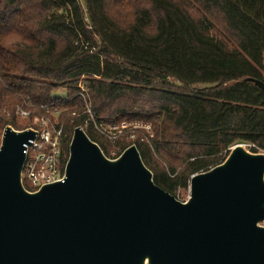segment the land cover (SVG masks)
<instances>
[{
  "label": "trees",
  "instance_id": "obj_1",
  "mask_svg": "<svg viewBox=\"0 0 264 264\" xmlns=\"http://www.w3.org/2000/svg\"><path fill=\"white\" fill-rule=\"evenodd\" d=\"M256 80L264 0H0L1 128L57 110L65 157L75 127L109 158L134 144L175 198L233 145L264 152ZM121 122L111 143L103 128Z\"/></svg>",
  "mask_w": 264,
  "mask_h": 264
},
{
  "label": "water",
  "instance_id": "obj_2",
  "mask_svg": "<svg viewBox=\"0 0 264 264\" xmlns=\"http://www.w3.org/2000/svg\"><path fill=\"white\" fill-rule=\"evenodd\" d=\"M33 137L6 125L1 138L0 264H264V152L233 145L180 201L134 144L109 158L81 127L64 180L30 191L21 173Z\"/></svg>",
  "mask_w": 264,
  "mask_h": 264
},
{
  "label": "built area",
  "instance_id": "obj_3",
  "mask_svg": "<svg viewBox=\"0 0 264 264\" xmlns=\"http://www.w3.org/2000/svg\"><path fill=\"white\" fill-rule=\"evenodd\" d=\"M45 111L50 112V109L46 108ZM50 113L58 114V111L52 110ZM16 114L17 116H26L28 118L30 111L17 106ZM33 119L35 120L34 124L21 129H32L34 131V137L23 144V152L26 158L21 178L22 181H26L37 190L44 184L64 180L67 157H65L62 149L63 133L62 128L58 124V119L52 118L51 121L49 117L47 118L44 115L34 116ZM123 124L125 125V123ZM4 128L0 126V144ZM106 130L103 128V133L111 143H114L118 136L116 137L115 134Z\"/></svg>",
  "mask_w": 264,
  "mask_h": 264
},
{
  "label": "rangeland",
  "instance_id": "obj_4",
  "mask_svg": "<svg viewBox=\"0 0 264 264\" xmlns=\"http://www.w3.org/2000/svg\"><path fill=\"white\" fill-rule=\"evenodd\" d=\"M78 86L80 87V90H82V91L84 90V85H83L82 81L81 82L79 81ZM52 95L53 96H59V97L63 98L66 96V90L64 88H57L56 90L53 91ZM44 116H46L47 118L49 117L50 119L55 118V120H56L59 117V112H58V114L57 113L51 114L50 112L45 111ZM18 118H19L18 120L20 122H24V123L28 122V120H29V118H27L26 116L22 117L19 115ZM34 121L35 120L32 119L33 124H34ZM123 123L121 122V123L116 124V125H111L110 127L105 128V129H107L106 130L107 132H111V133L115 134L117 137L121 134L126 133V132H124V130L126 129L125 127L127 126V124L124 125ZM244 145H245V147L248 148V145H246V144H244ZM179 192L180 193L177 195V199L180 201H185L188 198V191H187V193L183 190L182 191L180 190Z\"/></svg>",
  "mask_w": 264,
  "mask_h": 264
}]
</instances>
